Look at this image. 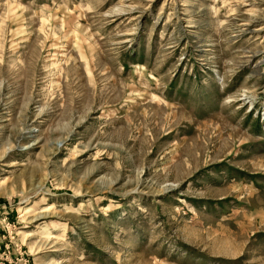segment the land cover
Returning a JSON list of instances; mask_svg holds the SVG:
<instances>
[{
    "label": "rangeland",
    "instance_id": "1",
    "mask_svg": "<svg viewBox=\"0 0 264 264\" xmlns=\"http://www.w3.org/2000/svg\"><path fill=\"white\" fill-rule=\"evenodd\" d=\"M0 264H264V0H0Z\"/></svg>",
    "mask_w": 264,
    "mask_h": 264
}]
</instances>
